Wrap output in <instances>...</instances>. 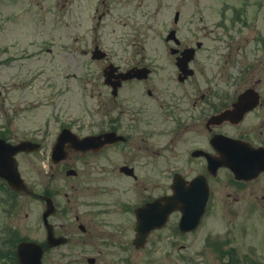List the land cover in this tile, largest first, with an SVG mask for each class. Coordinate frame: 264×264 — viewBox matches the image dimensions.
Masks as SVG:
<instances>
[{
	"label": "flooded vegetation",
	"instance_id": "af4514ba",
	"mask_svg": "<svg viewBox=\"0 0 264 264\" xmlns=\"http://www.w3.org/2000/svg\"><path fill=\"white\" fill-rule=\"evenodd\" d=\"M44 1L45 19L49 16L67 27V12L62 11L66 0ZM135 1L93 0L96 19L91 28L103 32L93 39L90 60L105 63L92 71V90L99 107L95 112L105 117L58 125L49 150L60 136L62 153L50 155L42 184L32 180L27 190L17 191L0 179V197L7 191L0 198L5 220L0 222V264H18L16 246L22 240L41 245L42 264H178L180 231L176 219L170 221L174 211L166 225L137 231L142 216L146 220L162 216L164 196L172 193L171 184L169 192L163 189L159 173L163 161H176L167 173L171 179L174 173L187 180L203 174L210 183L213 176L201 154L222 156L215 146L218 135L264 152V0ZM128 23H138L142 32L151 34L132 40L120 37L110 41L107 50L100 48L105 30ZM76 26L84 29L78 21ZM162 32L164 39H157ZM82 42L76 50L81 61L88 53ZM79 75L81 81L84 72ZM245 93H252L253 103L245 98L241 118L235 120L236 114L224 118L222 113ZM64 129L68 131L61 133ZM111 132L115 136H101L105 142L98 145L77 148L72 144L75 136ZM184 144L189 147L181 151ZM184 153L185 162L178 160ZM218 173L232 188L227 193L230 203L246 204L261 215L257 228L263 242L264 170L251 180L233 179L225 167L214 176ZM18 196L29 202L30 216L38 218L23 236L10 227ZM254 225L243 227L242 237L250 231L252 236ZM230 228L234 231L233 225Z\"/></svg>",
	"mask_w": 264,
	"mask_h": 264
},
{
	"label": "rangeland",
	"instance_id": "374dc122",
	"mask_svg": "<svg viewBox=\"0 0 264 264\" xmlns=\"http://www.w3.org/2000/svg\"><path fill=\"white\" fill-rule=\"evenodd\" d=\"M36 2L38 4L35 7ZM87 2L91 3V1ZM135 2L137 3L138 0ZM44 6V0H0V59L3 61L0 63V84L3 87V93L0 95V99L3 100L0 103V124L7 128L3 131L11 141L31 134L32 130H36L33 131V134L37 136L42 134L40 130H49L41 144L40 151L20 156V169L28 184L32 180L42 184L47 179L44 175L47 163L44 156L46 155L42 153L46 151L47 154L51 134L58 127L60 121L80 119L90 122L97 116L98 118L105 117L103 114H100V117L99 114L96 115L95 108L97 110L99 107L98 104L95 105V97L90 95L93 91L95 78L92 71L99 70L105 62L95 61L89 64L87 63L88 55L82 57L81 61L80 57L77 58L76 53L73 54V50H68L69 47L79 48V43L72 41L75 34L81 33V28L75 27L77 9L80 13H86L84 19V23H86L87 20H90V16L87 15L90 13V4L86 5V0H68V6L64 10L66 11L68 8V15H65L67 27L53 22L49 16L46 20ZM142 19L147 22L145 18ZM76 20L78 23H82L80 16ZM132 20L133 18H131ZM90 22L87 21V25ZM113 27L114 31L105 30V43H103L105 46L110 41L114 43L120 37L132 40L145 38V34H151L150 31L142 32V26L138 23L133 25L128 23L126 26L114 24ZM122 28L126 31L124 32ZM94 32L87 30L86 42H90L96 34L100 35L103 29H97ZM121 32L125 33V38L121 36L123 34ZM31 55L36 56L31 57ZM5 59L8 62H5ZM83 61V66L79 67ZM21 65H24L25 68L27 66L36 68L39 65L36 72L38 73L41 67L42 71L33 81V79L31 80L32 73L23 77L24 74L19 68ZM81 70L85 76L80 81L78 78ZM69 74H73V76ZM24 81V90L20 91L18 87L20 84L23 85ZM94 95H96V91H94ZM25 132L28 133L25 134ZM188 147V144L181 145V151ZM185 159V153L178 157L180 161L185 162ZM165 160L168 163L163 161L162 168L160 170L158 168V170L163 178L164 192H169L168 187L172 181L167 173L176 167V163H174L176 161L172 158ZM209 185L213 192L212 201L200 229L194 233H178L180 253H182L178 264H264V255L255 254L252 249H249L250 246H236V243L240 244L242 238L249 237L248 235L242 237L241 233H245L244 228L246 229L247 226L255 222V225L251 227L252 236L249 237V240H258L254 246L257 251H264V241L258 239L257 220L260 218H257V210L255 211L251 206L246 207V204L243 203H230L227 193L232 188L226 186L227 183L222 173L213 176ZM6 193V190L3 191L0 198H5ZM23 199L22 196L17 197V210L14 214L15 218L12 219L13 224L10 225L14 228L17 236L27 235L30 222L38 219L36 215L30 216L32 208H30L29 202L23 201ZM0 207L3 206L0 205ZM37 208L39 207H36L35 210ZM25 212L28 213L27 218H25ZM177 217L178 213H173L170 221H174ZM0 222H5L2 213H0ZM235 224L238 225V228ZM232 225L234 228L233 237L215 239V236L212 235L209 237L210 246L199 253L205 237L209 234L221 233L226 227Z\"/></svg>",
	"mask_w": 264,
	"mask_h": 264
},
{
	"label": "water",
	"instance_id": "95a60500",
	"mask_svg": "<svg viewBox=\"0 0 264 264\" xmlns=\"http://www.w3.org/2000/svg\"><path fill=\"white\" fill-rule=\"evenodd\" d=\"M28 150L26 143L21 142L19 144L13 145L2 138H0V175L5 177L9 184L15 188L16 190L24 189L23 180L19 176V172L17 170V163L14 155L20 150ZM32 149V148H31ZM247 168L251 169L249 173H245V176H249L252 170L258 171L260 169L259 166H255L252 163L247 164ZM242 175V176H244ZM237 176H241L238 175ZM190 186H184V191H192V189H188ZM177 189L175 188V191ZM177 196L173 195L165 200V204L168 203L172 205L173 203H177ZM204 201L201 202V206L196 208V218L195 222H197L198 218L202 214ZM184 213V205L178 207ZM141 229V228H140ZM142 230V229H141ZM41 255L42 249L39 244L33 241L20 242L17 246V258L20 264H41Z\"/></svg>",
	"mask_w": 264,
	"mask_h": 264
}]
</instances>
